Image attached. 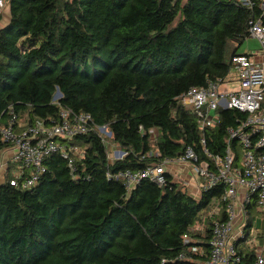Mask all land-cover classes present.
Wrapping results in <instances>:
<instances>
[{"label": "trees", "instance_id": "1", "mask_svg": "<svg viewBox=\"0 0 264 264\" xmlns=\"http://www.w3.org/2000/svg\"><path fill=\"white\" fill-rule=\"evenodd\" d=\"M260 1L250 7L237 0H9L10 21L0 29V125L10 105L20 117L56 119L60 90L62 105L107 126L125 154L109 163L107 147L90 132L73 140L84 151L75 174L56 153L37 186L1 183L0 264L208 259L217 192L196 197L171 175L166 187L144 179L128 192L107 173L137 172L188 147L204 158L198 118L177 97L231 73L249 22L262 14ZM218 114L207 132L213 154L225 152L228 128L245 117L237 109ZM7 146L0 136V149ZM154 150L158 157L149 155ZM204 221L206 239L185 243L189 227ZM242 252L235 264H253L255 253Z\"/></svg>", "mask_w": 264, "mask_h": 264}, {"label": "built area", "instance_id": "2", "mask_svg": "<svg viewBox=\"0 0 264 264\" xmlns=\"http://www.w3.org/2000/svg\"><path fill=\"white\" fill-rule=\"evenodd\" d=\"M237 1L253 6L251 0ZM8 3L9 0H0V11ZM260 8L261 16L249 22V37L259 40L263 53L255 56L238 52L233 56L231 63L237 72V82L231 83L237 85L223 88L228 75L211 80L205 86L190 87L177 97L198 118L204 158L188 147L176 158L159 159L137 172L107 173L108 179L122 180L128 192L144 179L160 188L166 187L167 175L177 182L183 180V185L193 187L199 196L203 192H217L218 197L209 212L212 225L208 259L201 264H235L240 261L242 251L247 250L255 253L253 264H264V216L261 228L259 219L251 218L252 210L264 209V0L260 1ZM61 96L54 97L59 113L56 119L25 114L26 121L22 122L24 116L20 117L14 106L8 107V118L0 125L1 140L8 144L0 149V177L4 182L9 181L22 190L37 186L47 171L46 159L56 153L67 162L70 173L75 174L77 162L84 157L83 149L73 142L78 135L96 132L107 149L110 148L112 133L107 126H97L88 112H76L62 105ZM220 108L237 109L245 117L238 120L236 127L228 128L225 152L213 154L207 146V132L219 123ZM113 150L109 163L125 154H121L117 145ZM149 155L158 157L159 153L154 150ZM207 234L204 221L190 226L183 240L200 243ZM194 249L198 247H188V251ZM180 257L189 258L186 253Z\"/></svg>", "mask_w": 264, "mask_h": 264}, {"label": "rangeland", "instance_id": "3", "mask_svg": "<svg viewBox=\"0 0 264 264\" xmlns=\"http://www.w3.org/2000/svg\"><path fill=\"white\" fill-rule=\"evenodd\" d=\"M239 50L240 52L242 53H251L255 56H261L262 53H263V47L261 45V43L259 42V40H257L256 38H251L249 37L248 39H246L242 45H240L239 47ZM230 81V82H229ZM231 82H237V72L235 71V69H232L231 70V73L229 74L227 80H226V83L225 85H223L224 87L223 88H226V87H234L235 85H237V83L235 85H233ZM226 86V87H225ZM21 121L24 122L26 121V117H22L21 118ZM152 137L153 139L155 140L157 137H158V132L157 130H153L152 131ZM111 138V136H110ZM109 138V155H111L113 153V148H114V145H116L115 143H113L111 141V139ZM240 155L242 154L241 152V149L239 151ZM4 182V179L2 177H0V184ZM180 183L183 185V180L180 181ZM187 190H189L191 193H193L196 197H199V194L195 191V189L192 187V188H188L187 185H183ZM252 214H251V218L253 220H257L259 219V222H258V227H262V218L264 216V209L263 208H257L255 211H251ZM261 230V229H259Z\"/></svg>", "mask_w": 264, "mask_h": 264}, {"label": "crops", "instance_id": "4", "mask_svg": "<svg viewBox=\"0 0 264 264\" xmlns=\"http://www.w3.org/2000/svg\"><path fill=\"white\" fill-rule=\"evenodd\" d=\"M10 21V6H6L3 10L0 11V29L5 27ZM239 53L240 50L238 51ZM245 53V52H244Z\"/></svg>", "mask_w": 264, "mask_h": 264}, {"label": "water", "instance_id": "5", "mask_svg": "<svg viewBox=\"0 0 264 264\" xmlns=\"http://www.w3.org/2000/svg\"><path fill=\"white\" fill-rule=\"evenodd\" d=\"M60 95H62V94H61L60 90H58L57 93H56V95H55V97L60 96ZM121 154H124V151H122Z\"/></svg>", "mask_w": 264, "mask_h": 264}]
</instances>
